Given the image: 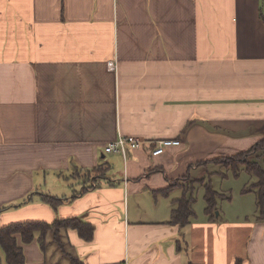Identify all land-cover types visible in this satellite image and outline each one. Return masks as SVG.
Instances as JSON below:
<instances>
[{"label": "crops", "instance_id": "0c3cea01", "mask_svg": "<svg viewBox=\"0 0 264 264\" xmlns=\"http://www.w3.org/2000/svg\"><path fill=\"white\" fill-rule=\"evenodd\" d=\"M263 139L264 0H0V225L93 226L18 235L26 264H264L259 214L170 224L192 170Z\"/></svg>", "mask_w": 264, "mask_h": 264}, {"label": "trees", "instance_id": "16d2710c", "mask_svg": "<svg viewBox=\"0 0 264 264\" xmlns=\"http://www.w3.org/2000/svg\"><path fill=\"white\" fill-rule=\"evenodd\" d=\"M264 156V139L256 143L251 149L240 152L230 157H219L213 162L223 164L224 167L232 171L233 175L238 177L242 169H245L252 177L256 179L251 185L243 188V193H255L257 197V211L259 218L264 219V167L257 161L259 157ZM92 172V171H88ZM100 169H96L95 173ZM89 174L86 177L89 178ZM99 175V174H98ZM204 182L203 179H201ZM199 180V181H201ZM192 186L186 188L181 198L174 200L175 207L172 212L170 224L184 227L190 223V220L195 215V198L190 193ZM205 213L210 219L216 218L218 212V200L221 198L231 199L230 196H225L215 191L210 184H205ZM44 200L52 206L57 207L62 199L54 198L49 195L44 196ZM56 228L57 234L59 228L72 227L79 231L83 238L91 240L93 238V226L80 218H72L63 221H57L53 225L44 222H21L2 227L0 225V264H26L24 249L19 246L17 236L20 235L22 242H32L36 234L39 233L40 245L45 248V235L52 229ZM3 254L4 258L3 259Z\"/></svg>", "mask_w": 264, "mask_h": 264}, {"label": "rangeland", "instance_id": "374dc122", "mask_svg": "<svg viewBox=\"0 0 264 264\" xmlns=\"http://www.w3.org/2000/svg\"><path fill=\"white\" fill-rule=\"evenodd\" d=\"M258 162L260 163V161ZM231 172L232 171L226 169L223 164L208 163L198 166V170L191 171L192 177H187L184 179L186 188H190L192 186L190 193H192L195 198L194 209L196 213H204L205 211V184L210 182L215 191L222 195L231 197L230 200L226 198H221L218 200V212H220L222 215H224L226 212H229L230 214L231 212L234 213L239 208L248 210L250 215L259 214L257 211L256 194L253 192H251V194L244 193L247 194L244 196L242 195L243 193L241 194L243 191L240 192V190L246 184L251 185L256 182V179L248 175L245 170L242 171L240 176L241 178H237ZM87 173H90L89 178L86 177ZM77 174L82 178V180H87L88 183H93L96 180L95 178L99 172L95 173V171H92L83 173L81 172ZM201 179H203L204 182H202ZM239 197H243L241 201L238 199Z\"/></svg>", "mask_w": 264, "mask_h": 264}, {"label": "built area", "instance_id": "2783aa9c", "mask_svg": "<svg viewBox=\"0 0 264 264\" xmlns=\"http://www.w3.org/2000/svg\"><path fill=\"white\" fill-rule=\"evenodd\" d=\"M109 69L115 70L117 68L116 62H109ZM148 143L146 140H142L135 136H129V137H119L116 141L110 142L106 148L105 151L107 153H121L124 156L127 155V147H131L132 149H138L143 144ZM156 143V147L152 151V155L157 157L161 156L165 153L166 148L170 146H178L181 144L180 140H159ZM94 186V182L90 183V187Z\"/></svg>", "mask_w": 264, "mask_h": 264}, {"label": "water", "instance_id": "95a60500", "mask_svg": "<svg viewBox=\"0 0 264 264\" xmlns=\"http://www.w3.org/2000/svg\"><path fill=\"white\" fill-rule=\"evenodd\" d=\"M218 213V212H217Z\"/></svg>", "mask_w": 264, "mask_h": 264}]
</instances>
